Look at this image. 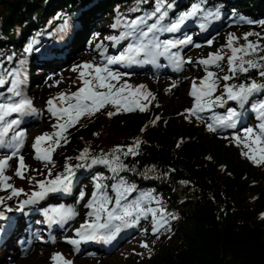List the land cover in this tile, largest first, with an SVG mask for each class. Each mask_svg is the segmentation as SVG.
I'll use <instances>...</instances> for the list:
<instances>
[{"label": "trees", "instance_id": "obj_1", "mask_svg": "<svg viewBox=\"0 0 264 264\" xmlns=\"http://www.w3.org/2000/svg\"><path fill=\"white\" fill-rule=\"evenodd\" d=\"M91 2L94 6L84 12V29L72 48L84 47L92 28L103 29L105 20L115 19L114 6L119 5L118 11L127 18L141 14L131 12L132 8H152V0H0V55L11 46L23 51L22 39L34 29L41 31L47 16L76 12ZM193 2L176 0L183 10ZM208 5H219L226 13L235 12L237 26L225 32L234 36L233 46L247 43L245 33H253L248 37L253 42L264 37V25L240 19L264 21V0H208ZM227 57L221 61L224 71L215 70L218 75L227 74ZM247 76L261 79L255 70ZM42 77L35 78L37 84ZM240 80L245 76L241 75ZM158 91V100L149 103L144 112L120 111L109 116V112L116 111L109 105L95 115H86L69 131V142L62 140L56 146L53 163L38 164V174L46 177L50 168L54 177L64 171L66 163H81L77 157L85 148L90 162L91 157L110 154L117 146L126 151L139 139L138 155L119 153L125 167L118 173L103 164L77 170L80 186L88 190L92 189L93 177L104 180L102 174L107 173L123 176L139 188L165 193V205L177 217L172 223L179 241L167 244L163 239L156 240L128 264H264V171L238 147L208 133L203 124L186 119L188 113L183 110L187 103L175 104L169 93ZM154 112L161 116L153 124Z\"/></svg>", "mask_w": 264, "mask_h": 264}, {"label": "snow or ice", "instance_id": "obj_2", "mask_svg": "<svg viewBox=\"0 0 264 264\" xmlns=\"http://www.w3.org/2000/svg\"><path fill=\"white\" fill-rule=\"evenodd\" d=\"M146 2L147 0H141V3ZM175 5L176 0H152L151 10H142L140 7L130 9L131 12L141 14L131 19L127 17L117 19L112 28H123L124 30L119 35L104 37V40L111 42L112 47L128 41L123 49L115 55H107V48L101 41L95 45L97 49H101V62H82L73 66L71 70L78 72L82 86L71 95L60 93L57 98L47 100V111L57 120H64V122L53 125L54 128L58 129L55 133H44L35 138L33 149L36 153V159L53 163L52 152L54 147L42 149L41 143L46 140L53 141L55 146H59L62 140L65 144L68 143L64 133L70 127H74L80 118L86 114L95 115L109 105L116 109L115 112H109V116L120 111L138 110L144 112L147 110L148 104L155 99L153 93L144 90V85L136 86L134 90H131L132 86L128 85L126 81L117 86L121 78L129 75V73L116 71L112 66L156 63L157 58L161 55H167L177 71L182 70L185 62H193L191 58L185 61L178 51H172L193 44L191 35L175 40H161L160 36L165 33L181 32L190 20L204 21L199 24V28L202 31L207 30L209 23L221 18V8L219 5L209 6L208 0H194L188 9L172 15ZM240 19L249 24L264 25V21H245L243 17ZM66 28L67 20H65L64 28L61 30H66ZM251 35L253 33L244 34L247 43L241 47H234V36L229 35L226 46L231 50V55L227 57V74L223 76L209 70L210 67L214 66L224 71L220 62L225 59V56L219 52L210 53L207 58L196 61V63L204 66L206 75L201 79L200 85L193 81L190 95L194 97V104L192 108L185 111L188 113L186 119L195 117L198 120L203 119L202 113L212 112L213 114L208 118L210 122L206 123V127L208 131L214 133L236 129L245 110L254 113L258 123L254 127H244L241 130L244 134L243 138L234 133L232 139L237 142L238 146L242 144L247 149L246 152H242V155H245L253 163L262 165L264 164V55L260 53L264 52V43L261 42L264 41V37L253 42L248 40ZM33 43L29 42L25 46L24 51L26 53H31L34 50ZM208 43L211 44L212 41L209 40ZM194 46L199 47V45ZM35 50L39 51V49ZM6 59L11 61L12 57H6ZM20 63L23 64L24 61L21 60ZM252 70H255L261 79L248 77L247 74ZM241 75L245 76V80H240ZM233 80L238 82L232 83ZM221 81H223L222 84ZM23 84L24 80L21 79L19 69H8L0 62V88L7 86L6 91L10 93L0 100V149L10 150V154H6L4 158L0 159V189L10 190L7 197H0V206L5 205L6 200H12L24 193V189L16 188L8 183L12 177L5 174L9 161L18 158V166L14 175L21 179L25 178L23 170L27 166L24 163V156L20 154L24 144L25 132L16 131V128L21 124V118L35 115L38 110L33 106L32 99L24 95ZM172 87H176V84L173 83ZM218 91L219 94H216ZM56 99L60 101L62 106H57ZM229 102H235L240 111L237 107H227L224 114L215 113L216 108L223 109ZM246 106L248 107L246 108ZM14 114L16 118H11ZM156 119L158 120L159 117ZM10 133L12 134L9 135ZM223 138L228 139L227 136ZM140 145L141 141L137 139L134 145L127 147L126 151L117 146L110 154L91 157L90 162L89 150L85 148L77 157L78 161H82L81 163L74 165L66 163L64 171L56 174L54 178L36 181L35 187L38 190L32 191L26 199L21 200L16 209L5 206L4 210L0 211V221L11 219L5 215V212H23L26 207L38 204L50 193L70 194L73 191L78 169L103 164L108 166L112 172L118 173L125 167L120 160L119 153L122 152L124 156L138 155ZM52 175L49 168L48 176L52 177ZM94 180L96 181L94 191L88 203L84 205L89 210L86 213L89 219H86L76 229V235L79 239L67 240L77 250V246L86 241L110 244L117 239L124 229L134 227L140 224L141 220H148L149 218L154 235L162 231H171L170 221L177 217L169 213L160 200L151 193H142L139 197L129 200L128 197L136 191V188L123 178L111 186L103 183L100 176L94 177ZM109 187L114 196L109 194ZM83 198L84 193H80L79 199ZM153 201L158 205L157 207L150 206ZM46 215L48 224L62 227L68 221L75 219L78 212L73 207H59L54 209L51 215L47 213ZM37 223L40 222L37 221ZM3 231L5 229L0 227V232ZM141 246L149 247L147 243H142ZM24 251L27 252L28 249L25 248ZM51 259L56 264H73V261L65 259L61 253L53 254Z\"/></svg>", "mask_w": 264, "mask_h": 264}, {"label": "rangeland", "instance_id": "obj_3", "mask_svg": "<svg viewBox=\"0 0 264 264\" xmlns=\"http://www.w3.org/2000/svg\"><path fill=\"white\" fill-rule=\"evenodd\" d=\"M95 45H94L93 42L87 43L85 51L81 52L80 54H78L77 58L72 62V64L75 63L76 65H78V62H79V64H81L82 62L85 61V57H88L90 55H92L95 59H97L99 56L96 53ZM190 51H192V49H190L188 51V56L189 57H193L194 55L198 54V51L195 52L193 50L192 51L193 55L191 56V54L189 53ZM197 65H198V63H196V62L189 63L188 68H187V72L182 77H179V78H176V77H171V78H167L166 77L165 78L163 76H161L159 78V77H156L154 74H151V76L155 77L156 79L159 78L158 81L160 82V85H161L162 88H165V89H169L170 88L172 90V93H173L172 98H173V102L175 104H177V103H180V104L181 103H187V100L191 96L190 92H191V89H192V84L190 85V83L193 82V81L196 82V79H195L194 76H195V74L197 75V73H198L197 69H196ZM69 66L70 65L66 66V68H64V69H60L57 73H55V76L56 75H60L61 77H64V79L66 81L68 79H69L68 81L73 80V78L75 76H78V72L77 73H72L70 70L66 71L67 73L64 72L67 69V67L69 68ZM37 75H43V73H40V74H37ZM151 76H149V79H151ZM165 79H168V80H165ZM40 80L43 81L45 79L42 77V79H40ZM180 80L184 81L185 83L181 84V85H178ZM44 83L45 82H41L42 85ZM173 83L176 84V87H172ZM45 95H46V93L42 92L41 93V97L38 100H36V103H38L41 108L45 109L46 113L48 115L49 112L47 111V104H46L48 99H47V96H45ZM187 106H189L188 103H187ZM208 116L209 115H207L206 117H208ZM43 119H44V121L41 122V125L43 127H41V125H40V126H37L34 130L32 129V135L34 137L42 135L45 129H50V128L53 127L54 123H53L52 120H47L46 118H43ZM222 133L223 134H228L230 132L227 129V130H223ZM32 141H34V138H33ZM34 154L36 156L35 151H33V153L30 152V153L27 154V157L33 162L35 161ZM32 158H34V159H32ZM14 179H17V178H14ZM17 182L18 181L16 180L15 183H17ZM22 185H23L22 187H24L23 189L25 190V184L23 183ZM171 233H172L171 236L166 237V239H165V242L167 244L176 243V242L179 241L178 234L174 233V232H171ZM148 240H150L148 233H144V231L138 232L136 234V236L132 240H130V242H127L125 245H122V247H120V249H118L114 254L112 253V254H110L108 256H104V258H102V260H104L103 262H105V263H103V264H106V262L107 263H121V264H123L125 261H128L131 258L132 252L135 249L139 248L138 247L139 246V244H138L139 241L143 242V241H148ZM54 248L56 250L58 247L37 246L36 252H33L30 255L26 256V257L25 256L17 257L14 262H12V263L6 262V264H48L49 261H50L51 252L54 250ZM6 260H8V259H6ZM89 260H90V258H86L85 255L76 256V258L74 259L73 263L74 264H92L94 262H98L96 260H93L94 262L90 263ZM100 262H102V261H99L98 263H100Z\"/></svg>", "mask_w": 264, "mask_h": 264}, {"label": "bare ground", "instance_id": "obj_4", "mask_svg": "<svg viewBox=\"0 0 264 264\" xmlns=\"http://www.w3.org/2000/svg\"><path fill=\"white\" fill-rule=\"evenodd\" d=\"M93 247H95V246L93 245Z\"/></svg>", "mask_w": 264, "mask_h": 264}]
</instances>
